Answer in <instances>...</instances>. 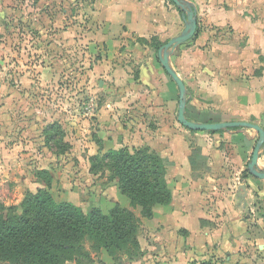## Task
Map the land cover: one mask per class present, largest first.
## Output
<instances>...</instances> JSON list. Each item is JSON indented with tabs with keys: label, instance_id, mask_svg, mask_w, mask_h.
I'll return each instance as SVG.
<instances>
[{
	"label": "rangeland",
	"instance_id": "rangeland-1",
	"mask_svg": "<svg viewBox=\"0 0 264 264\" xmlns=\"http://www.w3.org/2000/svg\"><path fill=\"white\" fill-rule=\"evenodd\" d=\"M101 1L105 0H0V163L5 166L3 171L14 173L24 184L22 188L10 183L0 186V201L6 205H19L28 192H37L42 186L36 173L45 169L53 176L50 192L58 202L71 203L86 214L94 209L108 214L113 206L130 208L129 198L118 184L108 181V173H90L91 158L121 147L155 151L158 130L164 134L160 139L164 155L172 134L167 128L172 127L170 123L203 152L197 147L200 136L196 134L207 132H192L178 122L179 90L174 98L169 93L171 78L164 74L158 58L159 49L184 30L181 14L176 12V22L170 21L161 37L145 39L126 26L108 28L98 12ZM108 33L118 41L112 46L103 37ZM190 41L178 52L175 63L183 62L181 67L194 62ZM252 49L255 54L248 55V60L254 59L256 68L262 67L263 47ZM250 78L255 90L264 93L257 70L250 72ZM263 113L264 109L257 108V116L249 123L259 125ZM50 124L56 126L49 140L45 129ZM243 130L255 135L256 145L259 135L253 129ZM222 144L215 143L211 151H225ZM233 151L235 156L236 148ZM252 151H244L246 158L237 165L243 170L241 181L250 175ZM202 157L197 159L196 170L205 172L208 168ZM163 158L169 161L167 156ZM259 167L264 169V153ZM254 194L256 210L244 211L242 218L249 220V230L239 244L211 241L202 248V238H196L192 239L196 245L188 251L191 243L189 246L179 237L183 236L181 230L159 237L167 227L161 222L160 227L155 225L153 217L141 218V256L118 262L101 251L94 254L95 264H264V186L256 185ZM161 210L160 217H167L166 210ZM137 215L141 216L139 209ZM220 224L212 223L210 233L224 231L217 226ZM226 239L230 240L223 237Z\"/></svg>",
	"mask_w": 264,
	"mask_h": 264
},
{
	"label": "crops",
	"instance_id": "crops-1",
	"mask_svg": "<svg viewBox=\"0 0 264 264\" xmlns=\"http://www.w3.org/2000/svg\"><path fill=\"white\" fill-rule=\"evenodd\" d=\"M151 2L153 6L150 5ZM190 2L196 7L199 32L189 44L192 47L190 52L195 57L194 62L186 67H181L183 62L181 65L175 63L178 52L184 45L179 46L170 58L172 68L187 89V119L198 123L253 122L251 118L257 116V108L259 111L264 109V104L259 101L264 102V93L255 90L250 72L257 70L258 84L264 87V65L256 68L255 60H248V55L255 54L252 48L262 46L264 49V0ZM100 9L98 12L103 15L108 28L119 29L126 26L145 39L152 35L161 37V32L169 29L170 21L176 22V12L181 14L184 23L181 11L170 0H105L101 1ZM112 15L116 18L112 19ZM231 32L233 41L229 40ZM106 35H103L106 44L112 46L118 42L113 39L112 33ZM240 39L244 41L241 43ZM204 40L208 43H199ZM1 49L0 45V52ZM164 74L168 75L166 72ZM170 80L169 93L173 94L174 98L179 89L174 81ZM263 115L264 113L261 117ZM169 125L172 127L167 128L172 134L168 141V152L161 154L164 152L160 146V139L164 138L163 130L157 132L158 147L152 148L169 159L167 182L173 195L170 205L157 206L154 209V224L161 222V226L167 227L158 236L181 230L183 236L175 234L174 237H183L189 246L191 243L188 251L196 245L197 242L192 240L196 238H202V248L211 241H219V244H225L226 241L234 245L239 244L248 236L249 230V220L242 218L244 211L255 213V186H264V180L255 179L251 175L247 180L242 178L241 181L239 175L243 170L237 167L246 158L244 151L254 150L255 135L244 130L221 131L217 138L212 136L214 133H197L196 136L205 138L204 141L199 138L198 144L196 143L197 147L203 149L202 154L206 159L208 170L204 172L192 169L189 159L193 146L187 140V134L177 132L174 123ZM206 138L211 142L208 141L205 145L208 140ZM215 143H223L225 151H211V148L216 146ZM206 146L209 147L207 151ZM235 148L237 154L232 156V150ZM3 167L5 166L1 162V187L5 183L13 184L17 188L24 187L22 178L18 179L14 173L3 171ZM161 209L166 210L167 217H160V213L164 211ZM215 222H221L222 224L217 226H221L224 231L210 233L211 225ZM225 236L230 240L223 241ZM184 249L186 250L185 246ZM185 255L186 253H183V258Z\"/></svg>",
	"mask_w": 264,
	"mask_h": 264
},
{
	"label": "trees",
	"instance_id": "trees-1",
	"mask_svg": "<svg viewBox=\"0 0 264 264\" xmlns=\"http://www.w3.org/2000/svg\"><path fill=\"white\" fill-rule=\"evenodd\" d=\"M55 126L46 127L47 139H52ZM198 158H203L201 150L193 147V170ZM169 166L149 148L121 147L92 157L90 173H108V181L118 184L130 200V208L116 206L108 214L99 209L86 214L78 206L56 201L50 192L53 176L39 169L36 178L42 187L37 192H28L19 205L0 201V264H95L94 254L101 251L118 262L138 259L141 218L151 219L155 207L172 202Z\"/></svg>",
	"mask_w": 264,
	"mask_h": 264
},
{
	"label": "water",
	"instance_id": "water-1",
	"mask_svg": "<svg viewBox=\"0 0 264 264\" xmlns=\"http://www.w3.org/2000/svg\"><path fill=\"white\" fill-rule=\"evenodd\" d=\"M181 11L184 21V30L179 36L172 38L168 43L163 45L158 51V58L164 71L171 77L174 83L179 89V108H178V122L190 131L200 132H219L230 131L231 129H253L258 135L259 139L254 147L251 161L248 164V171L251 176L259 180H264V169L259 167L260 157L264 153V115L261 117V123L259 125L249 122H222V123H198L187 119L186 105H187V89L178 76L176 71L170 64L171 55L175 50L192 40L197 34L198 20L197 11L195 5L188 0H170ZM245 5V4H244Z\"/></svg>",
	"mask_w": 264,
	"mask_h": 264
}]
</instances>
